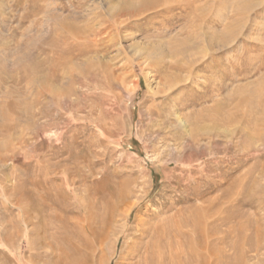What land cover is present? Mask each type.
Masks as SVG:
<instances>
[{"label": "rangeland", "instance_id": "obj_1", "mask_svg": "<svg viewBox=\"0 0 264 264\" xmlns=\"http://www.w3.org/2000/svg\"><path fill=\"white\" fill-rule=\"evenodd\" d=\"M143 223L264 264V0H0V264L132 263Z\"/></svg>", "mask_w": 264, "mask_h": 264}, {"label": "bare ground", "instance_id": "obj_2", "mask_svg": "<svg viewBox=\"0 0 264 264\" xmlns=\"http://www.w3.org/2000/svg\"><path fill=\"white\" fill-rule=\"evenodd\" d=\"M159 1V0H158ZM121 15V14H120ZM78 49V48H77ZM195 135V134H194ZM193 137V136H192ZM132 204V203H131ZM134 204V203H133ZM134 208L133 205H127V214H130L131 209ZM125 211V212H126ZM124 213V212H123ZM142 222V220H141ZM144 224V223H143ZM156 229V234L152 233L150 229ZM200 228V227H199ZM196 224H194L193 229L191 230L192 233V240H191V248L196 247L198 245L201 246V240L198 238L199 233ZM201 229V228H200ZM163 227L162 223H159L158 225H151L149 223L144 224V232L150 233L149 241L146 243L143 253H138L136 256H134L132 259L135 260V262L128 263V264H168L167 259H165V256L163 253L161 254V249L166 248L167 245H169V242H166L165 236L162 234ZM208 231V230H207ZM112 232V231H111ZM114 232V231H113ZM209 233V232H208ZM110 235V234H109ZM106 236V235H105ZM109 237V236H108ZM106 236V239L108 238ZM104 239V238H103ZM103 240V241H106ZM109 239V238H108ZM165 239V240H164ZM109 241V240H108ZM104 244V243H102ZM64 245V244H63ZM62 246V245H61ZM169 247L172 248V244L169 245ZM173 249V248H172ZM196 255L199 253L198 250L194 252ZM176 255L179 259H181V251L176 252ZM182 264V263H180Z\"/></svg>", "mask_w": 264, "mask_h": 264}]
</instances>
